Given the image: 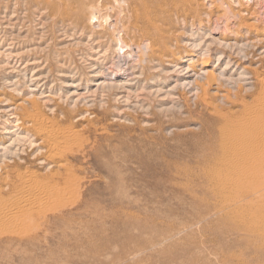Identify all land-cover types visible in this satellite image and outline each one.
I'll use <instances>...</instances> for the list:
<instances>
[{
  "label": "rangeland",
  "instance_id": "374dc122",
  "mask_svg": "<svg viewBox=\"0 0 264 264\" xmlns=\"http://www.w3.org/2000/svg\"><path fill=\"white\" fill-rule=\"evenodd\" d=\"M257 110L264 0H0V264H264V176L223 161Z\"/></svg>",
  "mask_w": 264,
  "mask_h": 264
},
{
  "label": "bare ground",
  "instance_id": "6f19581e",
  "mask_svg": "<svg viewBox=\"0 0 264 264\" xmlns=\"http://www.w3.org/2000/svg\"><path fill=\"white\" fill-rule=\"evenodd\" d=\"M75 1H78V3L79 4H84V2H85V0H75ZM250 1V0H249ZM91 2H93V0H91ZM237 2V1H236ZM99 3V2H98ZM120 3V2H119ZM99 5V4H98ZM110 8V7H109ZM94 9V8H93ZM95 11V10H94ZM96 13V12H95ZM94 13V14H95ZM94 14H93V16H92V18H95V16H97L96 14H95V16H94ZM96 20V19H95ZM97 21V20H96ZM98 22V21H97ZM99 23V22H98ZM119 40H120V38H119ZM121 44V43H120ZM226 44V43H225ZM262 44V43H261ZM124 45V44H123ZM122 45V46H123ZM227 45V44H226ZM193 46V45H192ZM125 46H123L122 48H124ZM121 48V47H120ZM129 49V48H128ZM122 50V49H121ZM241 51V50H240ZM124 54V53H123ZM127 54V53H126ZM243 54V53H242ZM129 56L131 57V55H130V53L129 54H127V56H126V59L128 58L129 59ZM204 56V55H203ZM120 58V57H119ZM117 59H118V57H117ZM123 59H124V57H123ZM244 59V58H243ZM122 63V62H121ZM201 64L199 65L200 67L199 68H193V69H189V68H191L190 67V65L188 64V66L185 68L186 69V71L185 72H187V71H192L193 73H192V75L193 76H198V77H200V76H204L206 79H207V83H210V82H212V83H214L213 81H215L216 82V79H219V81H221V79H222V81L224 80V82H225V79H224V76H223V73L226 71V68H224L223 70H222V72H220V74H218V78H217V76L213 73V71L212 70H204V66H205V64L206 63H204L203 64V62L201 61L200 62ZM231 64V63H230ZM115 65V64H114ZM176 66V65H175ZM229 67V66H228ZM105 69V68H104ZM175 69H177V68H175ZM110 70V69H109ZM128 70H130L129 69V67H128V64H127V61L126 62H124V64H116V69L115 70H111L110 72H108V74L106 73L105 75H106V77H108L107 79H114V78H116L117 76H119V77H131V76H133V74H134V72H131V71H128ZM215 70V69H214ZM178 71V70H177ZM217 74V73H216ZM107 75H109V76H107ZM190 76V75H189ZM105 77V76H104ZM135 78V77H134ZM197 78V77H196ZM232 78V77H231ZM106 79V78H105ZM181 80H182V78H180ZM245 79V78H244ZM241 80V79H240ZM259 80V79H258ZM103 82H105V81H103ZM206 82V81H205ZM228 82V81H227ZM226 82V83H227ZM182 83H184V81L182 82ZM188 84V83H187ZM217 84V83H216ZM186 85V84H185ZM189 85V84H188ZM225 85V84H224ZM234 85V84H233ZM202 86H203V84H202ZM183 87V86H182ZM226 92V91H225ZM224 94V93H223ZM196 95V94H195ZM226 97H227V95H225ZM225 97V98H226ZM213 107V106H212ZM245 107L246 106H244V108L243 109H245ZM248 108V107H247ZM246 108V109H247ZM246 111V110H245ZM244 111V112H245ZM242 112V111H241ZM249 112V111H248ZM255 113L257 114L258 113V110H257V112L255 111ZM248 114V113H247ZM226 115V114H225ZM233 115V114H232ZM237 115H239L238 113H237ZM255 115V114H254ZM258 115H261V113H259V114H257V116H254V118L252 119V115H250V114H248L246 117L247 118H245V121L242 123V124H245V125H243V130H246V132H242V131H240V129L238 128V126H236L235 124V126H236V128H238L239 129V131H238V133L237 134H242L240 137H239V135H238V137L239 138H237V139H235L234 141H231V143L229 144V136H228V132L227 131H223V133H224V138H225V140H224V138H223V142H224V145H227V144H229V156H230V158L232 159V161L230 162V160H226V159H222L223 161H229V163L227 162L226 163V168L228 169V171H229V173L230 174H235V173H246V174H248V175H251V174H253L254 172H257V173H262L263 174V176H264V123H263V121H261V117L259 116L258 117ZM242 116H244V115H242ZM251 116V117H250ZM230 118H232V117H230ZM234 118V117H233ZM240 118H241V116H240ZM236 118V119H239V120H241V119H243V118ZM231 120V119H230ZM230 120H229V122H230ZM235 120V119H234ZM233 120V122L235 123V121ZM239 120H238V124L240 123L239 122ZM227 121V120H226ZM241 121H243V120H241ZM236 122H237V120H236ZM232 123V122H231ZM237 124V125H238ZM242 124H241V126H242ZM231 126V125H230ZM235 126H234V128H235ZM234 128L231 130V131H229L230 132V137H231V135H233V133L231 134V132H234V131H236V130H234ZM247 131H249V133L247 132ZM37 132H39V133H43L44 135H45V138L43 139V141L44 142H47L48 143V147H47V149H48V155L46 156L47 158H49V159H56L57 160V162L54 164L56 167H60V168H62V167H64L65 166V164L66 163H68V162H66L65 161V153H67V149L64 147V146H61L60 144L62 143V141L63 140H66V141H68V139L71 137V135H69L70 137H68V136H66V134H67V132H65V131H61L62 132V136H57V135H52V133H50L49 131H47V130H41V131H37ZM237 132V131H236ZM223 133H221V135L223 136ZM236 134V135H237ZM50 135V136H49ZM59 135H60V133H59ZM235 135V134H234ZM237 137V136H236ZM232 139V138H231ZM70 140V139H69ZM66 141H64L65 143H66ZM64 143V144H65ZM69 143V142H68ZM77 143V142H76ZM80 143V142H79ZM63 144V145H64ZM67 144V143H66ZM74 144H75V142H74ZM68 145L69 144H67V146L66 147H68ZM76 145V144H75ZM71 147V145L69 146V148ZM75 147V146H74ZM77 147V146H76ZM223 148V147H222ZM216 149V148H215ZM225 149H226V146H225ZM46 150V149H45ZM71 150H73L72 149V147H71V149L69 150L70 152H71ZM224 150V149H223ZM226 150H228V145H227V149ZM66 151V152H65ZM70 152H68V153H70ZM74 152V151H73ZM67 157V156H66ZM223 157V156H222ZM225 157V156H224ZM223 157V158H224ZM45 158V157H44ZM216 158V160H217V157H215ZM227 158V157H226ZM229 158V157H228ZM46 159V158H45ZM219 159V158H218ZM212 161V160H211ZM219 162V161H218ZM222 162V161H221ZM223 163V162H222ZM52 164V165H53ZM69 166V165H68ZM71 169H72V167H71ZM58 170V169H57ZM65 170V169H64ZM56 171V170H55ZM71 171V170H70ZM68 173H70V172H68ZM67 173V174H68ZM62 175V174H61ZM70 175V174H69ZM69 175L67 176V177H69ZM73 175V174H72ZM66 176V175H65ZM71 177V176H70ZM73 177V176H72ZM66 178V177H65ZM64 178V179H65ZM76 178V177H75ZM61 179H62V177H61ZM66 180V179H65ZM68 180V179H67ZM74 180V179H73ZM58 181V180H57ZM68 182H70V181H68ZM74 182V181H73ZM72 182V183H73ZM75 182H77V181H75ZM62 183V182H61ZM64 183V182H63ZM50 184V183H49ZM55 185H56V183L54 182V186H51V187H54L55 188ZM76 185H77V183H76ZM78 186V185H77ZM44 187V189H40L41 191H42V193H44V194H48L50 191H51V188H49V186H48V188L47 187H45V186H43ZM42 188V187H41ZM46 188V189H45ZM56 188H57V186H56ZM55 188V189H56ZM65 188V187H64ZM53 190V189H52ZM63 190V189H62ZM63 192V191H62ZM67 192V191H66ZM51 193V192H50ZM242 195L243 194H241V197H242ZM264 196V184H263V186L262 187H260L258 190H254V191H251V192H249V193H247V197H251L252 199H254V200H261L262 199V197ZM245 197V196H244ZM4 198V197H3ZM2 198V200H0V201H4L5 202V199H3ZM242 199V198H241ZM7 200V199H6ZM10 200V202H12V200H11V198L9 199V197H8V200H7V204L9 203L8 201ZM5 203H3V205H4ZM1 205V204H0ZM3 205H1V207H5V206H3ZM0 207V208H1ZM259 207V209H263L264 207H263V205L261 204V205H259L258 206ZM10 213V212H9ZM8 212H6V214L8 215L9 214ZM11 214H13L12 212H11ZM18 214V213H17ZM16 214V215H17ZM14 215H15V213H14ZM14 215H13V217H14ZM17 217H18V215H17ZM16 217V219L14 220V218H11V216H9V217H7L6 215H5V213H3V212H1L0 213V224L3 222V221H7V222H11V223H13V227L15 226L14 225V221H15V223H16V221H17V218ZM4 223L5 222H3V225H4ZM9 223H6V224H8L7 226V228H9ZM10 223V224H11ZM2 225V226H3ZM12 225V224H11ZM1 226V227H2ZM5 226V225H4ZM6 227V226H5ZM10 227H12V226H10Z\"/></svg>",
  "mask_w": 264,
  "mask_h": 264
}]
</instances>
